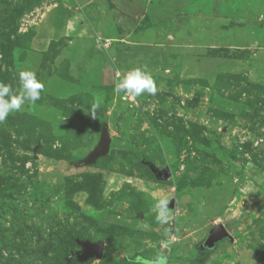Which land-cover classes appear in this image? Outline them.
Returning <instances> with one entry per match:
<instances>
[{
	"label": "rangeland",
	"instance_id": "1",
	"mask_svg": "<svg viewBox=\"0 0 264 264\" xmlns=\"http://www.w3.org/2000/svg\"><path fill=\"white\" fill-rule=\"evenodd\" d=\"M135 67L154 95L117 90ZM21 69L45 87L0 122V264H264V0H0V82Z\"/></svg>",
	"mask_w": 264,
	"mask_h": 264
},
{
	"label": "clouds",
	"instance_id": "2",
	"mask_svg": "<svg viewBox=\"0 0 264 264\" xmlns=\"http://www.w3.org/2000/svg\"><path fill=\"white\" fill-rule=\"evenodd\" d=\"M19 91L13 89L6 83L0 82V122L5 121L12 113L21 111L26 105H35L41 98L44 83L31 69H21L18 72ZM118 91H125L134 97L143 93L154 95L157 86L152 74L146 67H135L127 71L116 85ZM155 219L160 224L169 221L168 200L159 199L154 205ZM149 226L145 225L147 229ZM132 264H142L140 257L132 259ZM149 264H168V257L164 252H158Z\"/></svg>",
	"mask_w": 264,
	"mask_h": 264
},
{
	"label": "water",
	"instance_id": "3",
	"mask_svg": "<svg viewBox=\"0 0 264 264\" xmlns=\"http://www.w3.org/2000/svg\"><path fill=\"white\" fill-rule=\"evenodd\" d=\"M110 135L107 127H103L100 140L96 147L87 155V157L82 161L83 164L94 163L95 160L107 154L110 144ZM171 205V204H170ZM223 238H231L228 230L223 226V224H217L209 229L208 235L203 242L201 248H211L216 242L222 240ZM82 251L77 254V259L79 261H85L91 257H101L103 253V245L101 243H91L82 242Z\"/></svg>",
	"mask_w": 264,
	"mask_h": 264
},
{
	"label": "trees",
	"instance_id": "4",
	"mask_svg": "<svg viewBox=\"0 0 264 264\" xmlns=\"http://www.w3.org/2000/svg\"><path fill=\"white\" fill-rule=\"evenodd\" d=\"M237 222L235 221V222H233V225H235Z\"/></svg>",
	"mask_w": 264,
	"mask_h": 264
}]
</instances>
